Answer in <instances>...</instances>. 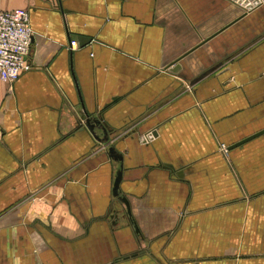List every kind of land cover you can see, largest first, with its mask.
<instances>
[{
    "label": "crops",
    "instance_id": "0c3cea01",
    "mask_svg": "<svg viewBox=\"0 0 264 264\" xmlns=\"http://www.w3.org/2000/svg\"><path fill=\"white\" fill-rule=\"evenodd\" d=\"M0 8L35 33L0 78V264H264V1Z\"/></svg>",
    "mask_w": 264,
    "mask_h": 264
},
{
    "label": "built area",
    "instance_id": "2783aa9c",
    "mask_svg": "<svg viewBox=\"0 0 264 264\" xmlns=\"http://www.w3.org/2000/svg\"><path fill=\"white\" fill-rule=\"evenodd\" d=\"M29 11L24 8L4 10L0 8V78L12 90L21 74L31 68L27 60L35 35L29 20ZM69 50L79 48L77 40H71ZM223 146L227 153L229 149Z\"/></svg>",
    "mask_w": 264,
    "mask_h": 264
},
{
    "label": "water",
    "instance_id": "95a60500",
    "mask_svg": "<svg viewBox=\"0 0 264 264\" xmlns=\"http://www.w3.org/2000/svg\"><path fill=\"white\" fill-rule=\"evenodd\" d=\"M262 1H264V0H239V2H241V3H242L247 9H249V10L253 9L254 7L259 6V5L262 3ZM89 41H91L90 38L80 37V38H79V46H80V47H83V46H85ZM179 65H180V64H177V66H176L177 68H175L176 70L180 68ZM93 124H94V125H93ZM93 124H92L91 121H89V120L87 121V126H88V128L92 129V128L95 126V124H96V125H97V124L99 125V120H94V121H93ZM103 129H104L105 132H107L105 128H103ZM263 133H264V130H262V131H260V132H258V133H256V134H254V135H252V136L246 138L245 140L241 141L240 144L243 143V142H246V141H248V140H250V139H252V138H254V137H256V136H259V135H261V134H263ZM110 152L112 153V156H113L115 159H121V156H120V155H119V156L117 155L115 149L111 148V149H110ZM121 178H122V171L118 172L117 177H116V179H115V183H114V194H115V195H118V194H119V186H120ZM124 202H125V204H126L128 210L130 211V204H129V202H128L126 199H124Z\"/></svg>",
    "mask_w": 264,
    "mask_h": 264
},
{
    "label": "rangeland",
    "instance_id": "374dc122",
    "mask_svg": "<svg viewBox=\"0 0 264 264\" xmlns=\"http://www.w3.org/2000/svg\"><path fill=\"white\" fill-rule=\"evenodd\" d=\"M143 142L145 141V138L142 140ZM223 146H226V145H224V144H221V148H223ZM226 148H228L227 146H226ZM228 150V149H227ZM223 151V150H222ZM224 153H225V151H223ZM227 156L229 155V151H227V153H225Z\"/></svg>",
    "mask_w": 264,
    "mask_h": 264
}]
</instances>
